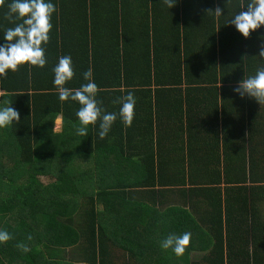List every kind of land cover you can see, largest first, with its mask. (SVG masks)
<instances>
[{"label":"trees","instance_id":"trees-1","mask_svg":"<svg viewBox=\"0 0 264 264\" xmlns=\"http://www.w3.org/2000/svg\"><path fill=\"white\" fill-rule=\"evenodd\" d=\"M46 2L57 11L45 67L0 77V109L20 114L0 129V230L13 237L0 264H264V104L234 92L264 68V39L229 26L248 0ZM61 56L75 73L65 87L91 68L96 100L117 113L104 139L99 120L76 134L80 105L53 82ZM185 232L182 257L161 247Z\"/></svg>","mask_w":264,"mask_h":264},{"label":"clouds","instance_id":"clouds-1","mask_svg":"<svg viewBox=\"0 0 264 264\" xmlns=\"http://www.w3.org/2000/svg\"><path fill=\"white\" fill-rule=\"evenodd\" d=\"M178 0H164L169 9L176 6ZM5 5V0H0V7ZM245 8L244 5H241ZM9 11L5 19L15 26L6 29L4 41L6 43L0 47V77H7L8 71L16 73L21 66L44 68L47 59L44 45L50 40L52 30V16L57 11L56 6L46 0H13L8 5ZM246 11L241 10L229 23L234 25L236 30L248 39L253 32L264 27V0H248ZM223 9L217 7L213 13L215 16H222ZM16 21H21L16 23ZM264 39V38H262ZM259 57L264 58V44L261 45ZM54 85L56 86L60 101L78 102L80 105L76 116L79 120V127H76V134L86 136L88 126H95L100 121L99 137L104 139L110 131L113 123L117 119V113H106L96 100L98 92L97 85L92 81V69L89 68L83 73L84 79L88 83L78 89L65 87L70 82L75 73L72 67L70 56H61L58 64L53 69ZM221 86V85H220ZM234 92L241 98L245 96L254 99L258 104H264V68L257 70L254 76L244 78L234 88ZM122 107L118 113L126 127L132 125L134 119L135 98L131 91L120 100ZM20 114L12 106L0 109V129L11 126L13 122L19 123ZM75 127V126H74ZM55 129H53L54 131ZM13 237L10 233L0 230V244L7 243ZM32 239L31 236L28 237ZM191 241V233L185 232L180 236L169 235L161 243L165 250L172 249L177 257L185 254ZM24 252L29 248L24 244H18Z\"/></svg>","mask_w":264,"mask_h":264},{"label":"crops","instance_id":"crops-1","mask_svg":"<svg viewBox=\"0 0 264 264\" xmlns=\"http://www.w3.org/2000/svg\"><path fill=\"white\" fill-rule=\"evenodd\" d=\"M229 26H230V27H235V26L232 25V24H230ZM233 31H234V29H233V30H229L228 33H231V32H233ZM263 33H264V27H261L258 31L253 32V33H252V36L254 35V39H258V40H260V39H262V38L264 37ZM263 60H264V58H263ZM57 128H58V127H57ZM57 128H55L54 132H55V133H60V132H61V126H60V131H57ZM53 129H54V128H53ZM119 252H120V251H119ZM121 254H122V252H120V256H121ZM75 264H76V263H75ZM77 264H83V263H77Z\"/></svg>","mask_w":264,"mask_h":264},{"label":"rangeland","instance_id":"rangeland-1","mask_svg":"<svg viewBox=\"0 0 264 264\" xmlns=\"http://www.w3.org/2000/svg\"><path fill=\"white\" fill-rule=\"evenodd\" d=\"M60 126H61V118H58L53 125V128H57V131H60ZM39 179L41 180V182H43L44 184L49 183L52 181V179L50 178H46V177H39Z\"/></svg>","mask_w":264,"mask_h":264},{"label":"built area","instance_id":"built-area-1","mask_svg":"<svg viewBox=\"0 0 264 264\" xmlns=\"http://www.w3.org/2000/svg\"><path fill=\"white\" fill-rule=\"evenodd\" d=\"M2 94L1 88H0V95Z\"/></svg>","mask_w":264,"mask_h":264}]
</instances>
